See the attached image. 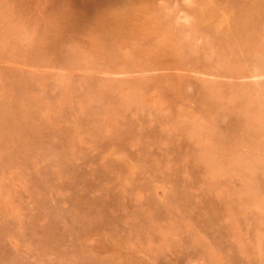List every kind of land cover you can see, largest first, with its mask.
Listing matches in <instances>:
<instances>
[{
	"label": "rangeland",
	"instance_id": "obj_1",
	"mask_svg": "<svg viewBox=\"0 0 264 264\" xmlns=\"http://www.w3.org/2000/svg\"><path fill=\"white\" fill-rule=\"evenodd\" d=\"M0 264H264V0H0Z\"/></svg>",
	"mask_w": 264,
	"mask_h": 264
}]
</instances>
